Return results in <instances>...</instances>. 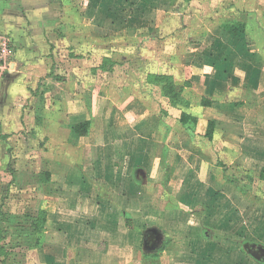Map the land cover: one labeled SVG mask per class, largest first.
Segmentation results:
<instances>
[{"label": "crops", "instance_id": "1", "mask_svg": "<svg viewBox=\"0 0 264 264\" xmlns=\"http://www.w3.org/2000/svg\"><path fill=\"white\" fill-rule=\"evenodd\" d=\"M0 33V163L54 202L32 262L264 264V0H0Z\"/></svg>", "mask_w": 264, "mask_h": 264}, {"label": "rangeland", "instance_id": "2", "mask_svg": "<svg viewBox=\"0 0 264 264\" xmlns=\"http://www.w3.org/2000/svg\"><path fill=\"white\" fill-rule=\"evenodd\" d=\"M192 9L188 6L183 11ZM12 161L5 168L0 163V264H37L32 262L37 255L35 242H43V235L41 230L34 235L36 214L40 207L51 212L54 202L48 197L45 186L40 185L37 189L34 182H17L24 173L21 174V170ZM12 165L13 168H10ZM239 238L245 240L243 248L246 243H253L254 240L244 233Z\"/></svg>", "mask_w": 264, "mask_h": 264}, {"label": "trees", "instance_id": "3", "mask_svg": "<svg viewBox=\"0 0 264 264\" xmlns=\"http://www.w3.org/2000/svg\"><path fill=\"white\" fill-rule=\"evenodd\" d=\"M228 30L230 33L236 34V29L233 26H230ZM151 79L159 82L161 86V92L169 100L171 114L174 115L182 125L187 126L197 135H201L207 140H210L214 131V121L191 115L190 113H187L179 108V106L189 107L190 102L183 100L181 94L182 89L177 88L170 76L154 75L151 77ZM191 101L194 103H200L201 106H210L213 102L210 99V96L207 95L191 97ZM89 125L90 122L86 120L82 123L75 124L72 129L79 135H85L88 132ZM233 182H235L236 185L238 184L236 181ZM41 220H43V217H41Z\"/></svg>", "mask_w": 264, "mask_h": 264}, {"label": "built area", "instance_id": "4", "mask_svg": "<svg viewBox=\"0 0 264 264\" xmlns=\"http://www.w3.org/2000/svg\"><path fill=\"white\" fill-rule=\"evenodd\" d=\"M12 40L7 34L0 33V76L4 71L11 69L12 60Z\"/></svg>", "mask_w": 264, "mask_h": 264}]
</instances>
